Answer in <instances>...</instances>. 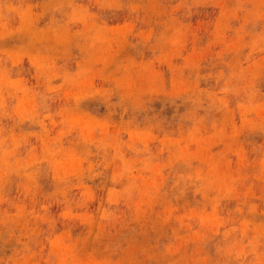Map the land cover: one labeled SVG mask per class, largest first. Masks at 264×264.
<instances>
[{"label":"rangeland","instance_id":"obj_1","mask_svg":"<svg viewBox=\"0 0 264 264\" xmlns=\"http://www.w3.org/2000/svg\"><path fill=\"white\" fill-rule=\"evenodd\" d=\"M0 264H264V0H0Z\"/></svg>","mask_w":264,"mask_h":264}]
</instances>
